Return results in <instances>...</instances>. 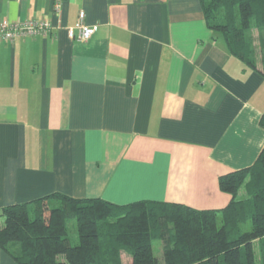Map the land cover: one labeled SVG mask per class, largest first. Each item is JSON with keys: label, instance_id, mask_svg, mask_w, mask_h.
<instances>
[{"label": "crops", "instance_id": "crops-1", "mask_svg": "<svg viewBox=\"0 0 264 264\" xmlns=\"http://www.w3.org/2000/svg\"><path fill=\"white\" fill-rule=\"evenodd\" d=\"M81 12L88 42L66 30ZM26 20L52 29L0 41V214L58 194L229 205L219 178L264 150V76L202 0H0V24ZM0 264L18 263L0 248Z\"/></svg>", "mask_w": 264, "mask_h": 264}, {"label": "trees", "instance_id": "trees-1", "mask_svg": "<svg viewBox=\"0 0 264 264\" xmlns=\"http://www.w3.org/2000/svg\"><path fill=\"white\" fill-rule=\"evenodd\" d=\"M202 7L230 53L264 76V0H202ZM219 185L232 200L217 210L60 194L48 205V198L10 205L0 214V248L18 264H125L124 253L129 264H264V150L251 167L221 176ZM155 241L163 262L154 255Z\"/></svg>", "mask_w": 264, "mask_h": 264}, {"label": "built area", "instance_id": "built-area-1", "mask_svg": "<svg viewBox=\"0 0 264 264\" xmlns=\"http://www.w3.org/2000/svg\"><path fill=\"white\" fill-rule=\"evenodd\" d=\"M85 12H81L77 24L67 28L70 40L77 42H88L97 32L98 25H87L85 23ZM52 26L48 21L26 20L19 22L3 21L0 24V41L12 42L18 38L49 35Z\"/></svg>", "mask_w": 264, "mask_h": 264}, {"label": "rangeland", "instance_id": "rangeland-1", "mask_svg": "<svg viewBox=\"0 0 264 264\" xmlns=\"http://www.w3.org/2000/svg\"><path fill=\"white\" fill-rule=\"evenodd\" d=\"M253 33H254L255 38H256V46H255V48L260 53L262 46H261V44H260V42L258 40V33L255 30H254ZM243 194L244 193H241V196ZM70 238H71L73 244H76L77 243V240H78V232H77V227H76V224L75 223H71V225H70ZM153 248H154V255L156 257H158L163 262V249H162V244L159 241H155L154 244H153ZM123 259H124L125 264H129L130 263V258L127 256L126 253L123 254Z\"/></svg>", "mask_w": 264, "mask_h": 264}]
</instances>
